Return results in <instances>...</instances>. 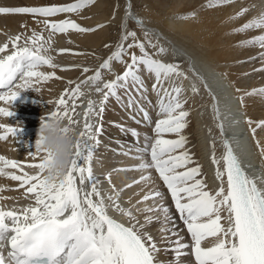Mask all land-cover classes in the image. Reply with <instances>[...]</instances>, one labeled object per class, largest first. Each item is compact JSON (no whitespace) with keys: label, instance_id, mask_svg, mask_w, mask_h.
<instances>
[{"label":"snow or ice","instance_id":"obj_1","mask_svg":"<svg viewBox=\"0 0 264 264\" xmlns=\"http://www.w3.org/2000/svg\"><path fill=\"white\" fill-rule=\"evenodd\" d=\"M232 2L233 0H209L206 7L212 8ZM93 3L95 0H76L70 4L51 6H0V14H31L34 17H43L45 19L42 23L51 34H66L69 30L85 33L95 31L96 28L104 25L85 28L70 19L57 22L47 18L59 13H77ZM251 7L255 8L256 5ZM249 10L248 7L241 8L230 19L241 17ZM194 16L195 13L192 12L178 16L177 19L186 20ZM125 17L133 19L138 25L141 24V21L132 14L130 4L126 7ZM121 27L123 29L125 26L122 24ZM252 29L261 30V34L240 41L239 46L264 49V7L257 15L232 31L243 33ZM143 34L148 46L157 48L154 55L167 52L165 47H157L151 39H148L150 34L147 31ZM136 37L135 31H122L116 50L103 60L93 75L88 76L75 87L65 89L55 100L56 109L46 117H67L70 124L76 123L69 113L68 102L72 101V112H74L78 106L76 100L83 95L80 90L81 84L91 82L95 86L101 81V70L110 69V62L113 60L126 64L123 74L116 75L113 80L104 82L102 87L96 88V92H103L99 112L94 110V102L89 99L84 112L83 131L80 132L77 140L72 164L62 179L58 182H49L44 178V163L47 157L38 149L28 154L32 160H38L36 163H24L0 155V177L18 182V187L25 189V198L32 200L31 203L20 208L0 207V264H163L157 258V253L161 249L157 246L154 237L145 231V228L154 221L160 224L157 231L161 243L167 242L173 252L171 264H185L181 258L188 255L194 257V264H264V189L258 187L255 179L245 173L230 142L223 139L221 142L224 152L220 158L223 161V170L219 167L220 160L215 156L214 144L211 158L212 163L217 165L215 179L220 182V187L214 193L205 190L207 185L204 179L198 178L201 177V166L193 160L185 148L187 137L182 134L187 127L186 118L189 116V112L183 110L186 100L180 98L183 87L176 85L175 80L171 81L170 89L163 87L164 82L172 77L183 79L188 77L181 71L179 65L155 59L153 54L146 51L145 43L140 42ZM129 38H132L133 42L125 46ZM51 39V35L45 39L42 33L33 31L31 36L23 39L21 46L22 34L9 37L11 52L0 56V89H3L0 91V102L12 103L20 90L32 89L38 92L40 88L34 86L53 78L59 79L54 71L44 72L41 70L42 67L69 70L55 64L53 57L47 54L51 48ZM9 43L0 45V53L8 50ZM133 48L139 49L140 54L128 52ZM70 51L58 50L59 54ZM124 55L130 56V62L123 60ZM258 55L262 67L255 70L264 71V51ZM89 71L87 67L82 68L83 73ZM141 71H146L154 77L155 82L151 85V90L157 95V116L161 118L155 121L152 128L153 135L145 136L144 146L135 150L132 159L139 162L114 170L140 173L138 179L131 180L124 185V188L116 189L111 185V173H109L105 179L111 185L112 192L101 195L99 185L102 181L93 174L91 160L93 149L100 144L98 137L102 134V127L97 125L93 133V124L89 121V116L102 117L109 98L120 100L117 90L124 89L128 95L125 106L133 109L135 113H142L143 120L149 121L148 111L140 106L131 92L127 91L131 82L136 92L147 99L146 89L139 75ZM189 71L204 85L212 97L213 119L223 136L224 124L220 120V109L215 94L191 65ZM67 83L72 84L73 81L69 80ZM190 90L193 94L198 92L195 82L192 83ZM253 95L264 98V86L243 93V96ZM243 96L240 98L241 101ZM61 108L64 110L61 111ZM11 115L10 110L0 107V116ZM246 122L254 135L257 128H264V119L257 121L255 127H251L253 121ZM16 130L15 127L0 124V141L14 136ZM121 131L125 129L121 127ZM127 131L133 136L138 135L135 129ZM165 134H175L176 138L166 139ZM88 140L95 143L89 144ZM257 145L259 146V142ZM123 154L129 155L127 151ZM24 168H35L37 171L35 174H29L23 170ZM8 169L14 171H7ZM178 169L184 170L178 171ZM152 170H155L159 180L166 186L175 211L190 235V243L182 242L183 237L168 227L169 222L172 221L170 208L163 202H156L163 201V193L160 190L150 188L135 203H132V198L129 197L126 201L129 204L127 208L120 204V194L125 188L142 185L140 191H143L153 182ZM133 195H139V192ZM106 200L108 203L105 202ZM149 200L152 204L147 203ZM110 208L125 217L128 224L109 215ZM222 212H226L227 215L222 216ZM154 213L159 215H153ZM138 214L143 215V222L138 219ZM222 220L227 222V227L221 223ZM168 233L171 235L169 236ZM172 237L176 239L172 240ZM208 237L215 238V243L211 247H202V242Z\"/></svg>","mask_w":264,"mask_h":264},{"label":"bare ground","instance_id":"obj_2","mask_svg":"<svg viewBox=\"0 0 264 264\" xmlns=\"http://www.w3.org/2000/svg\"><path fill=\"white\" fill-rule=\"evenodd\" d=\"M183 1L184 0H172V4L169 6L172 7L173 11L166 15H161L159 12L160 8L158 10V8H155V6L153 7V5H148L147 9H143L141 15H138L133 12L131 0L130 5L132 14L141 21V24H139V26L137 24V26L140 27L143 32L147 31L150 34V38H155L156 40H154L156 41L157 46H163L167 49V52L161 54V57H163L164 60H167L169 58L168 56L171 54L173 55V60H178L180 62L178 65L180 66L181 71H183L188 77V79L180 78L185 93L191 96L190 98H192V100L196 101L200 99L201 95H205L207 98L204 105H199L195 108V114L193 115L196 117V134L201 146L200 149L202 150V163L204 173L208 177L207 184L210 187V191L214 193L220 187V182L215 179L217 165H214L211 160L213 155L212 145L214 144L215 147L216 158L220 160L219 167L223 170V161L220 158L224 151L221 142L224 138L230 142L233 152L238 157L245 173L249 177L255 179L258 187L264 189V160H262V157L264 156L262 155V150H264V128H257L254 135L251 132V129L248 130L244 128V126L248 124L246 122L247 120H251L253 121L251 127H255V123L257 122L255 121L256 119L247 115V117L245 116L246 118L242 117L241 121V111L247 106L244 107V103L240 98L247 89H245L246 87L242 85L240 82L241 80L239 79H242L245 76H252V70L249 68L251 71H248L249 69H247V67L249 66H247V61L240 64L241 68L232 65V63L229 65L230 62L237 57L248 56L252 50L259 49V47H241L239 46V43H232L237 36V33H233L232 30L241 27L249 19L257 15L261 8L264 7V0H233L231 4L219 5L212 8L206 7L209 0H200L194 6L188 4L185 5ZM50 2L51 0H0V6H47ZM102 3L105 4L103 7L106 6L105 8L107 9L102 11L96 10L90 12V14H86L84 20H86L87 23L88 21L91 23H98V20L107 16L106 12L108 13L111 4L108 0H99L96 5L94 4L92 6V8L99 7ZM127 5H129L128 0L124 3V9L122 10L123 13H121L123 15L120 17V25L123 24L125 26L122 31H127L129 20V18L125 17ZM251 5H256V7L252 8ZM244 7H248L250 10L241 17L230 19V17L235 16V14ZM192 12L195 13L193 18L186 20L177 19L178 16ZM64 17L65 16L62 18ZM73 17L70 20L79 25L82 23L84 24V22L81 21V23L79 21V17ZM151 19L158 20V22H156L157 24L155 23L156 25H154ZM42 20L43 19L40 17L30 16L29 14H0V45L9 43V37H15L16 35L22 34L21 46H23V39L31 36L33 31L42 33L45 39L51 35V48L47 54L53 57V62L55 64L69 69L61 71L59 67L56 69H49L46 66L42 67L41 70L44 72L54 71L59 79L53 78L47 82L34 86L40 88V91L38 92L32 89L20 90L17 98L12 103L5 104L0 102V107H5L12 112V115L9 117L0 116V124L15 127L17 129L14 136H9L6 140L0 141V155L8 159H18L24 163L38 162V160H32L28 154L35 151L37 132L42 117L46 118L49 113L56 109L57 106L55 100L60 97L64 85L68 84L67 81H73V86L80 84V82L85 80L88 76L93 75L101 63L100 61L97 65L93 66L92 69L85 74L86 78L83 77L82 79H79L78 77L80 73H83L82 68L84 66H92L90 63H93L94 59L91 60L89 57L84 58L80 55H74L73 53H83L82 50L88 49H91L92 52L94 50L97 51L98 49H95L94 47L103 41V30H95L85 33H78L69 30L66 34H51L43 25ZM126 23L127 25H125ZM83 24L81 26H85V28H95L91 25L86 26V24ZM232 34H234L233 39H231ZM259 34H261V30L256 29L254 30V33H251L245 39H249ZM68 41H71V43H68ZM60 49H69L71 51L59 54L58 50ZM10 52L11 45L9 43L8 50L5 53H0V56L10 54ZM73 65H79L80 67L73 68ZM189 65H191L192 68L204 78L208 88L217 98L220 109V120L224 124L223 136H221L220 129L216 127V121L213 119V113L211 110L212 97L209 95L208 90L204 88V85L193 76L192 72L189 71ZM107 71L111 70H101V81L95 86H93L91 82L81 84L80 90L83 95L76 100L78 106L74 112H72V101L69 100L68 102L69 113L72 115V119L76 121V123L70 124L67 117L64 119L66 123L76 128L78 133L83 131V125L85 123L84 112L88 106L89 99L94 102V110L99 112V104L103 92H96V88L102 87L104 82L111 81L112 75L108 74ZM193 82L196 83L198 88L196 94H193L190 90ZM261 86H264V84L259 83L258 87L260 88ZM238 89L240 91H237ZM0 91H3V89H0ZM134 91L136 92L135 88ZM258 98L259 97H257V99ZM260 98L263 99L262 97ZM50 101L51 103H49ZM235 101L239 104V109L241 110L235 108ZM249 101L257 102V100L254 101L250 99ZM252 112L253 111H251V113ZM259 118L258 121L262 120L261 118L264 119V109ZM98 119L99 115L89 116V121L93 124V133L97 126ZM109 135L104 133L99 136L109 139ZM144 138L145 136L140 138L142 139V142H144ZM85 139H87V137H85ZM110 140L107 141L108 143L106 144V147L102 144L105 141L100 140V144L93 149V158L91 160L93 174L102 181L99 185L101 195L111 193V185H114L116 189L124 188V185L130 183L133 179H138L140 175V173L133 171H114L115 169H120L125 166H131L139 161L132 159V156L135 155L136 144L132 145L129 142H124L122 139H117V141L115 139L112 141ZM257 142H259V146L257 145ZM88 143L94 144L95 142L88 140ZM102 145L106 149H100ZM125 151H127L129 155H124L123 153ZM23 170L29 174H35L37 171L35 168H24ZM7 171L11 172L14 170L8 169ZM109 173H111V185L108 180L105 179V176ZM224 179V187L226 189V177ZM152 180L153 182L150 183L148 187L144 188L143 191H140L142 185H134L131 188H125L120 194V204L127 208L129 207V204L126 203V201L129 197L132 198V203H135L150 188H156L163 193V201L157 200L156 202H163L169 207L167 203L164 202V200H166V187H162L163 185L159 180L158 174L155 173L154 170H152ZM0 188H3V190H0V207L4 209L20 208L32 202L31 198H25V189L19 188L18 182L16 181L0 177ZM136 192H139V195H133V193ZM105 202L108 203L107 200ZM147 203L152 204V201L149 200ZM140 206L142 207V205ZM109 212L112 216L120 218L128 223L127 219L118 212L113 211L111 208L109 209ZM133 212L135 213V209H133ZM153 215H159V213H154ZM221 215L226 216L227 213L222 212ZM138 219L143 222V215L138 214ZM221 223L227 227V222L225 220H222ZM159 227V222L154 221L151 225L145 228V231L149 232L156 240L157 246L161 249V251L157 253V258L162 261V258H164L163 255L166 254L167 250L161 245L160 234L157 231ZM214 243L215 238L208 237L202 242V247H211ZM191 260H194V257H191Z\"/></svg>","mask_w":264,"mask_h":264},{"label":"rangeland","instance_id":"obj_3","mask_svg":"<svg viewBox=\"0 0 264 264\" xmlns=\"http://www.w3.org/2000/svg\"><path fill=\"white\" fill-rule=\"evenodd\" d=\"M98 1L99 0H95V3L84 7L83 9H81L79 11V13L78 12L77 13H59V14L53 16V17H48V19L50 21H57L58 22L60 20H64V19H68V18L71 19L74 16L75 18L79 17V21L80 22L81 21L84 22V24L82 22L81 23L83 25H85L87 23L86 20H84L86 14H90V12H94L96 10L102 11V10H106L107 9V8H105L106 6L103 7V5H105L104 3L101 4L102 8H101V5L99 7L97 6L96 8H92V6L94 4L96 5ZM108 1L111 4H110L109 10H108V13L106 12V15H107V16H105L106 18L105 17L101 18L100 19L101 21L98 20V23L97 22L91 23V22L88 21V23L86 24V26L91 25V26H93L95 28H96V26L98 24L104 25V27L96 28V30H103V32H104L103 41H101L98 44L99 46L97 45V46L94 47L95 49H98V50L97 51L94 50L93 52H92L91 49L82 50L83 54L80 55L81 57H84V58L89 57V58H91V60L94 59V62L90 63L92 66L87 67L90 70L92 69L93 66L97 65L100 61L102 63L104 59H107L108 56L111 55L112 52H114L116 50L117 43L119 42L120 36H121V33H122V27H121L122 25H120L121 24L120 23V17L123 15L121 13H123L122 10L124 9V3H126V0H108ZM171 1L172 0H131L133 12L138 14V15L139 14L141 15L142 10L143 9L145 10V8L147 9L148 5H150V6L153 5V7L154 6H155V8L157 7L158 10L160 8L159 12L161 13V15H166L168 13H171V11H173L172 7H170L171 4H172ZM198 1H200V0H184L183 2L185 3V5L188 4L190 6H194V5H196L198 3ZM74 2H76V0H51V2L47 6H51L53 4H55V5L70 4V3H74ZM92 9H94V10H92ZM29 15L33 16L31 14H29ZM63 16H65V17L62 18ZM69 16H71V17H69ZM40 18L45 19L43 17H40ZM151 21H153L154 25H156L157 24L156 22H158V20H155V19H151ZM159 22H160V20H159ZM89 23H91V24H89ZM125 25H127V23ZM138 26H137L136 22H134L132 19H129L128 20V25H127V30L135 31L136 34H137L136 38L140 42L145 43L146 51H148L149 54H153L154 55L156 53V51H157V48L148 46L147 39L145 38V36L143 34L145 31L143 32V30L140 27H138ZM254 30H256V29L246 30L243 33H237V36L235 34L236 38H234V34H232L231 39L234 38L232 43H240V41H242L245 38H247L251 33H254ZM149 39H151V41L154 44H156V41H155L156 39L155 38H150L149 37ZM132 42H133L132 38H129V40L125 42V46L127 45V43H132ZM105 45H108V47H105ZM236 51H237V49H236ZM262 51H264V49H260V48L258 49L257 48L256 50H252V52L249 53L248 56H241L240 58L237 57L236 59L232 60L230 62V64H229V65H231V63H232V65H236L239 68H241L240 67L241 63L246 62V61L248 63L250 62L249 64L247 63V66H249V67H247V69L250 68L252 70V76H250V77L249 76H245L246 78L243 77L242 79H239V80H241L240 82L242 83V85H244V87H246L245 89H247V91H251L252 88L253 89L254 88H259L258 87L259 83L264 84V71H260L259 72V71L255 70V69H259V68L262 67V64H260L262 62L259 59L260 57L258 55V53H260ZM128 52L129 53L135 52L137 55L140 54L139 53V49H137V48L129 49ZM172 56L173 55L170 54L168 56L169 58L167 60H164V58L161 57V54L160 55H154V58L155 59H159V60H161L163 62L175 63V64L178 65L180 62L178 60H176V61L173 60L174 58ZM252 57H255V59H251ZM123 60L125 62H130V56L129 55H124L123 56ZM84 67H86V66H84ZM125 67H126L125 63H120V62H117V61H114V60L111 61L110 62V69H108V70H111V71H107L108 74L112 75V79L111 80H113L116 75L123 74V72L125 71ZM250 69L248 71H251ZM142 72L143 71L140 72V77L142 76L141 80L144 79L142 81H143L144 87L146 89V93L145 94H146L147 99L142 98L140 94H138L137 92L134 91V88L132 87L131 82L129 83V88H128L127 91L131 92L132 95L135 97V99L139 102L140 106H142L146 111H148L149 116H150V120L149 121H144L143 118H142V113L138 114V113H135L133 111V109L127 108L125 105L127 104V101H128V95L126 94L124 89H118L117 93L120 96V100H117L114 97H110L109 100L105 104V112L103 113L102 117L99 116V119H98V122H97V125H100L102 127V134H104V133L108 134V135L110 134L109 135V139L108 138L106 139V138H104L102 136L101 137L99 136L100 138L98 137L99 140L105 141V142L102 143V144L105 145V147H106V144L108 143L107 141L110 140V139H111L110 141H112L114 139L116 141H117V139H119V140L122 139L124 142H129L132 145L136 144L135 148L138 149V148H142L144 146V143H145V140H144V142H142V139H140L141 137H143V136H152L153 135L152 128L154 127L155 121L157 119L161 118V117L157 116V111H158V108L156 107L157 95H156L155 92H153L151 90V85L155 82V80H154V77L151 76L150 74H148L146 71H144L143 73ZM85 74L86 73H80L78 78L79 79H82L83 77L86 78ZM247 77H249V78H247ZM172 80H175V84L176 85H182V83L180 82L181 81L180 78L172 77L170 80H166L164 82L163 87L170 89L171 86H172V83H171ZM72 87H75V86H73V83L72 84H65L63 89H62V92L65 89H70ZM182 87H183V92H182L180 98H181V100H186V103H184L183 110L189 112V116L186 118L187 119V127L182 132V134L187 137V144L185 145V148L191 154L193 160L195 162H197L201 166V177H198V178H203L204 179L205 184L207 185L206 190L210 191V189H209L210 187L207 184V181H208L207 178L208 177L204 173V167H203V163H202V154H201L202 150L200 149L201 146L199 144V140H198V137H197V134H196V131H197L196 117H195V115H193V114H195L194 113L195 108H197V106H199V105H204L205 100L207 98H206L205 95H201V97H200V99L198 101L192 100V98H190L191 96H189L187 93H185L184 86H182ZM61 93H60V95H61ZM253 96H250L252 99L249 96H246V97L243 96L244 107L247 106L248 109L246 107L243 111H241V117L246 118L247 115H248L250 117L251 116L254 117V119H256L255 121H258L260 119L259 118L260 114L263 113L264 101H262V100H264V98L261 99L260 96L257 95V97H259L258 98L259 100H258L256 95H253ZM65 98L67 99V97H65ZM248 98L250 100H254V101L257 100V102L255 103L253 101H249ZM260 101H262V102H260ZM249 107H250L251 110L249 109ZM60 110L63 111L64 109L61 108ZM251 111H253V112L251 113ZM248 112H250V113H248ZM133 116H134V118H133ZM261 119H263V118H261ZM137 121H139V122H137ZM248 125L249 124L246 125V128L248 130H250ZM121 127H123L125 129V131H121ZM128 129H135L136 132L138 133V135L137 136L131 135V132L127 131ZM164 138H166V139H175L176 136H175V134H165ZM105 147L102 145V147L100 149L104 150V149H106ZM262 160H264V156L262 157ZM189 166H195V165H189ZM183 170L184 169H180V170L178 169V171H183ZM160 182L163 185V182L161 180H160ZM162 187L165 188L166 186L163 185ZM165 195H166V200L167 201L164 200V202H166L167 205L169 206L170 214L172 216V221L169 222L168 227L172 228L176 233H178V235L180 233L179 236L183 237V241L182 242L190 243L191 238H190L189 234L187 233V228L183 224V221L180 220L179 214L176 213L174 204L171 201V196L167 192V188L165 189ZM168 235L170 236L171 233H168ZM175 239H176V237H172V240H175ZM161 245L164 246V248L167 250V252H166L165 255H163L164 258H162V261H161V259H160V261L163 262V264H165V263L166 264H171V261L173 260V252L171 251V249H170V247H169L167 242H164ZM161 245H160V247H161ZM185 251H189V250H185ZM191 257L192 256L188 255V256L182 257L181 259L185 263L187 262L188 264H194V260H191ZM187 259L190 260V261H188Z\"/></svg>","mask_w":264,"mask_h":264},{"label":"clouds","instance_id":"obj_4","mask_svg":"<svg viewBox=\"0 0 264 264\" xmlns=\"http://www.w3.org/2000/svg\"><path fill=\"white\" fill-rule=\"evenodd\" d=\"M80 133L59 116L42 117L37 132L35 149L46 155L43 176L49 182H58L72 164ZM42 155V158H43Z\"/></svg>","mask_w":264,"mask_h":264},{"label":"water","instance_id":"obj_5","mask_svg":"<svg viewBox=\"0 0 264 264\" xmlns=\"http://www.w3.org/2000/svg\"><path fill=\"white\" fill-rule=\"evenodd\" d=\"M224 139H226V138H224Z\"/></svg>","mask_w":264,"mask_h":264}]
</instances>
